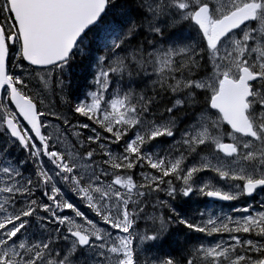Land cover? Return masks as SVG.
I'll return each mask as SVG.
<instances>
[{
  "label": "snow or ice",
  "instance_id": "obj_1",
  "mask_svg": "<svg viewBox=\"0 0 264 264\" xmlns=\"http://www.w3.org/2000/svg\"><path fill=\"white\" fill-rule=\"evenodd\" d=\"M258 193L264 0H0V264H264Z\"/></svg>",
  "mask_w": 264,
  "mask_h": 264
},
{
  "label": "trees",
  "instance_id": "obj_2",
  "mask_svg": "<svg viewBox=\"0 0 264 264\" xmlns=\"http://www.w3.org/2000/svg\"><path fill=\"white\" fill-rule=\"evenodd\" d=\"M131 3V0H128ZM187 29L182 30L179 35L186 36L188 35ZM88 64L87 59L83 61L79 67L71 69L70 75L67 77V94L68 98L74 102L78 99H82L86 90L89 89L91 73L94 70L93 68L86 67ZM64 107V106H63ZM194 211L190 209V212Z\"/></svg>",
  "mask_w": 264,
  "mask_h": 264
},
{
  "label": "rangeland",
  "instance_id": "obj_3",
  "mask_svg": "<svg viewBox=\"0 0 264 264\" xmlns=\"http://www.w3.org/2000/svg\"><path fill=\"white\" fill-rule=\"evenodd\" d=\"M54 99H57L58 100V97H55ZM56 108H57V110H61V111H64L65 110V108L63 107V105H61L59 103H57ZM18 156H21V154H18ZM261 197H260V199H261ZM260 199H257V200L251 199V200H249V202L252 203L254 205V207H258ZM76 202H77L78 206L81 208V210L85 211L86 215H88L92 219H98L84 205L79 204V201H76ZM236 206L237 207H240V206H244V205L241 204L240 202H238V204ZM211 207H213V206H209V208H211ZM215 211H216V214H220L221 212H223L225 214H233L232 211H231V209L225 211V210L222 209V207H215ZM235 215H239V214H235ZM225 238H227V237H225Z\"/></svg>",
  "mask_w": 264,
  "mask_h": 264
},
{
  "label": "bare ground",
  "instance_id": "obj_4",
  "mask_svg": "<svg viewBox=\"0 0 264 264\" xmlns=\"http://www.w3.org/2000/svg\"><path fill=\"white\" fill-rule=\"evenodd\" d=\"M17 156H18V154H16ZM22 155V154H21ZM19 157V156H18ZM199 201V199H197V198H193V201L191 202V207H192V204L194 203V209L193 210H195V209H204V207H202V205H200V204H198V203H196V202H198ZM142 227H143V223H142V225H141ZM197 235V234H196Z\"/></svg>",
  "mask_w": 264,
  "mask_h": 264
},
{
  "label": "flooded vegetation",
  "instance_id": "obj_5",
  "mask_svg": "<svg viewBox=\"0 0 264 264\" xmlns=\"http://www.w3.org/2000/svg\"><path fill=\"white\" fill-rule=\"evenodd\" d=\"M192 206H193V207L191 208V210H193V209H194V203L192 204Z\"/></svg>",
  "mask_w": 264,
  "mask_h": 264
}]
</instances>
